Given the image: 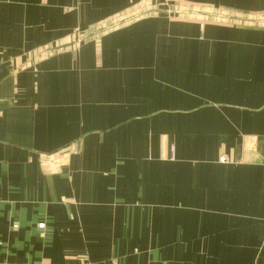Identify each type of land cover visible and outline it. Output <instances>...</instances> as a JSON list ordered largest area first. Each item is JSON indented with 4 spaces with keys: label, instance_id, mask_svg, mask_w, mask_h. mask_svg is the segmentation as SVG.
I'll list each match as a JSON object with an SVG mask.
<instances>
[{
    "label": "crops",
    "instance_id": "crops-1",
    "mask_svg": "<svg viewBox=\"0 0 264 264\" xmlns=\"http://www.w3.org/2000/svg\"><path fill=\"white\" fill-rule=\"evenodd\" d=\"M161 1L0 0V264H264V0Z\"/></svg>",
    "mask_w": 264,
    "mask_h": 264
},
{
    "label": "water",
    "instance_id": "water-1",
    "mask_svg": "<svg viewBox=\"0 0 264 264\" xmlns=\"http://www.w3.org/2000/svg\"><path fill=\"white\" fill-rule=\"evenodd\" d=\"M155 13L157 14L158 16H168V15H183V14H189V15H202L203 13H196V12H189V11H178V10H170V11H157V10H150L148 12H145L143 14H147V13ZM141 14L139 15H135L133 16L132 18H129V19H126V20H123V22H128V21H131L133 19H136L137 17H139ZM209 17H219V18H230V17H226V16H222V15H213V14H209L208 15ZM123 22H118L116 24H113V25H110L108 27H105V28H101L97 31H94L92 33H89V34H86L84 36H82L81 38L78 39L77 42H74V43H69V44H65V45H62V46H59L57 48H54L52 51H58V50H61V49H65V48H69L73 45H76L84 40H87L91 37H94L98 34H101L109 29H112L120 24H122ZM15 72V69L12 67V65L9 63V62H6V63H3V64H0V81L6 77H8L9 75H11L12 73ZM76 151V147L75 146H71L69 148H67L66 150H63L61 153H70V152H75Z\"/></svg>",
    "mask_w": 264,
    "mask_h": 264
},
{
    "label": "rangeland",
    "instance_id": "rangeland-1",
    "mask_svg": "<svg viewBox=\"0 0 264 264\" xmlns=\"http://www.w3.org/2000/svg\"><path fill=\"white\" fill-rule=\"evenodd\" d=\"M148 10L150 11V10H157V11H170V10H178V11H189V12H196V13H203L202 15H189V14H187L186 16H187V18H197V19H202V20H211V19H206V18H210L208 15L209 14H211V13H213V11L212 10H210V9H199V8H190V7H181V6H177V5H175L174 4V2L173 3H171V2H166L165 0H163V1H161L158 5H156V6H154V7H152V8H148ZM148 10H147V12H148ZM143 13H145V11H143V12H139L138 14H136V16L137 15H139V14H141L140 16H143V15H145V14H143ZM220 13H222V14H229V13H224V12H220ZM149 14V17H154L152 14L153 13H147L146 15H148ZM230 15V14H229ZM139 16V17H140ZM171 16V18L172 19H176L177 17H178V15H170ZM231 16H235V17H238V19L240 18V17H243V18H245V19H250V18H252L251 16H249V17H247V16H243V15H231ZM139 17H137V18H139ZM180 18H186V17H180ZM233 18V17H232ZM236 19V18H235ZM256 19H259V20H261V19H263V18H256ZM236 21V20H235ZM87 34V33H86ZM86 34H83V35H81V36H79L78 38H75V39H73V40H77L78 41V39L80 38V37H82V36H84V35H86ZM66 49V48H65Z\"/></svg>",
    "mask_w": 264,
    "mask_h": 264
},
{
    "label": "built area",
    "instance_id": "built-area-1",
    "mask_svg": "<svg viewBox=\"0 0 264 264\" xmlns=\"http://www.w3.org/2000/svg\"><path fill=\"white\" fill-rule=\"evenodd\" d=\"M75 35H79V33H77V32H76V34H75ZM40 226H42V225H40Z\"/></svg>",
    "mask_w": 264,
    "mask_h": 264
}]
</instances>
